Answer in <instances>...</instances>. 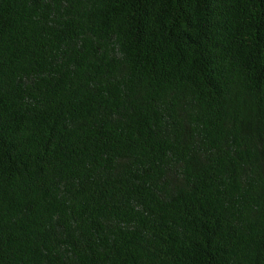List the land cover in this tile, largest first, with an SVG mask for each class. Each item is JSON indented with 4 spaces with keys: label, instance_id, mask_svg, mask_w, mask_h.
I'll return each mask as SVG.
<instances>
[{
    "label": "trees",
    "instance_id": "16d2710c",
    "mask_svg": "<svg viewBox=\"0 0 264 264\" xmlns=\"http://www.w3.org/2000/svg\"><path fill=\"white\" fill-rule=\"evenodd\" d=\"M0 264H264V0H0Z\"/></svg>",
    "mask_w": 264,
    "mask_h": 264
}]
</instances>
